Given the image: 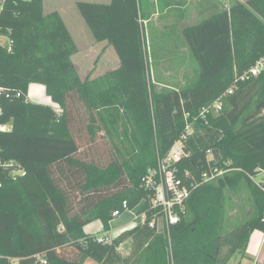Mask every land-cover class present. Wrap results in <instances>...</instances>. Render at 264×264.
<instances>
[{
	"label": "trees",
	"instance_id": "obj_1",
	"mask_svg": "<svg viewBox=\"0 0 264 264\" xmlns=\"http://www.w3.org/2000/svg\"><path fill=\"white\" fill-rule=\"evenodd\" d=\"M0 5V32L10 41L0 43V264H229L245 256L252 233L264 232V68L240 78L264 65V0L234 1L180 32L181 22L173 25L178 63L194 70L182 83L158 71L176 54L165 36L147 47L144 0L77 2L95 41L118 57L93 79L80 76L76 41L59 12L45 14L44 0ZM32 84L58 109L30 101ZM218 100L220 111L202 115ZM75 110L92 142L101 133L109 140L106 166L78 158ZM187 125L192 134L174 167L192 193L167 230L143 179ZM213 169L223 174L203 182ZM127 210L146 223L110 243L85 231L100 222L110 232L114 213Z\"/></svg>",
	"mask_w": 264,
	"mask_h": 264
},
{
	"label": "rangeland",
	"instance_id": "obj_2",
	"mask_svg": "<svg viewBox=\"0 0 264 264\" xmlns=\"http://www.w3.org/2000/svg\"><path fill=\"white\" fill-rule=\"evenodd\" d=\"M95 2L93 0H44V12L45 14H50L52 12H59L63 17L64 21L68 24L72 36L74 37L76 44L78 46V53L73 56V61L79 71L82 79L89 77L90 79L97 78L104 74L106 71L114 69L118 64V57L113 48H111L106 42H97L93 38L90 30L88 29L86 23L81 17L78 9L77 2ZM234 1L246 0H225V5H229ZM147 8H144L148 14H150V23L145 27L146 31V44L150 48V38H158L159 36H165L164 40L167 39V47L170 50H175L176 54H172L166 57L163 64L159 65L158 71L163 74V76L169 79V81L183 82V76L187 72H193V67L184 61V58L178 57L181 55L180 50L177 51L173 46V25L177 22L173 21L175 15L166 16V12L162 9L163 6L160 1H150L144 0ZM95 3H100L96 1ZM108 3V2H107ZM104 3V4H107ZM103 4V3H101ZM1 10V5H0ZM201 15L197 13L196 7L191 8L190 15L188 16V22L185 24H179L180 26L176 29L180 32L181 28L186 25H192L200 20ZM170 40V41H169ZM8 36L0 32V43L8 44ZM173 44V45H172ZM151 61V60H150ZM150 74L152 79H154L155 69L151 68ZM167 79V80H168ZM29 100L38 104L51 105L58 109V106L54 105L51 99L46 95L45 88L43 85L34 84L31 86L29 91ZM73 132L74 136L79 145L80 153L77 155L79 159L84 161H94L101 166H106L111 160V144L104 133H101L95 142H92L90 136L87 132V123L83 119L82 114L77 110L73 111ZM260 179V177H259ZM138 218V219H137ZM140 218L136 214V210L122 213L120 216L116 217L111 222V230L109 235L115 238L123 231L133 228L138 224ZM92 230V226L86 228L87 232ZM101 230V229H100ZM93 233L95 235H101ZM103 235V234H102ZM129 250L124 248L121 253L126 257L129 254ZM72 255H69L71 259ZM239 256L234 258L229 262V264H240L238 263ZM86 264H96L95 262L88 260Z\"/></svg>",
	"mask_w": 264,
	"mask_h": 264
},
{
	"label": "built area",
	"instance_id": "obj_3",
	"mask_svg": "<svg viewBox=\"0 0 264 264\" xmlns=\"http://www.w3.org/2000/svg\"><path fill=\"white\" fill-rule=\"evenodd\" d=\"M10 41L8 42V44ZM264 68L263 62L259 61L256 66H254L249 72L244 74L240 80H246L250 76H258ZM234 91L232 87L228 92L231 94ZM220 100L216 101L213 106L208 109H205L202 112V115L210 110L220 111L221 110ZM192 134V127L187 125L186 134L184 137L176 142L168 155L160 159L156 168H151L148 170V173L143 179L145 188L153 192L152 205L154 208H159L163 215V218L160 220V225L165 226L169 230L170 226L176 225L180 221V216L178 211L182 210L185 203L189 200L191 196V189L183 184V181L177 177V170L174 167V164L179 162L183 156H185L183 140L187 136ZM223 174L222 171L218 169H213L209 173L203 175V182H208L220 177ZM124 209H127V203L123 205ZM120 212L116 211L114 217L120 216ZM138 224L146 223V216H138ZM138 219V218H137ZM151 228H155L156 219L149 223ZM98 241L103 243H110L113 239L112 236H98ZM45 263V262H44Z\"/></svg>",
	"mask_w": 264,
	"mask_h": 264
},
{
	"label": "crops",
	"instance_id": "obj_4",
	"mask_svg": "<svg viewBox=\"0 0 264 264\" xmlns=\"http://www.w3.org/2000/svg\"><path fill=\"white\" fill-rule=\"evenodd\" d=\"M93 1L95 2L98 1L100 2L99 4L101 3L104 4L107 2L109 3L111 0H93ZM150 1H160V3L164 5H168L169 9L165 11L166 16H169L170 13L171 16L175 15L173 21L181 22L182 25L188 22V16L190 15L191 8L193 7H196L197 13L201 15L200 20H202L203 18H208L219 9L228 8L230 6V4L229 5L224 4L225 0H148V4L150 3ZM174 8H178V9L174 10ZM66 25L70 31V28L67 23ZM72 32L73 31H70L71 35ZM116 66H118V64ZM33 85L34 84H32L31 86ZM89 226H92V230L90 232H87L86 228ZM85 231L89 234H93V233L100 234V232H103V227L100 222H95L86 226ZM102 234L103 236H106L109 235V232ZM102 234L99 236H102ZM238 256H239L238 263L240 264H264V232L261 231L253 232L250 238L246 255L245 256L236 255L234 258Z\"/></svg>",
	"mask_w": 264,
	"mask_h": 264
}]
</instances>
